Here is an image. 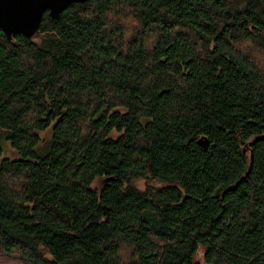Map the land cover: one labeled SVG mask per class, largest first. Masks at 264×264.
Masks as SVG:
<instances>
[{
  "label": "trees",
  "instance_id": "1",
  "mask_svg": "<svg viewBox=\"0 0 264 264\" xmlns=\"http://www.w3.org/2000/svg\"><path fill=\"white\" fill-rule=\"evenodd\" d=\"M262 134L264 0L0 30V264H264Z\"/></svg>",
  "mask_w": 264,
  "mask_h": 264
},
{
  "label": "water",
  "instance_id": "2",
  "mask_svg": "<svg viewBox=\"0 0 264 264\" xmlns=\"http://www.w3.org/2000/svg\"><path fill=\"white\" fill-rule=\"evenodd\" d=\"M87 0H0V30L11 39L21 35L31 39L37 33L43 15L57 18L71 4L84 3ZM264 139V134L256 141ZM197 144L206 148L207 139L200 137ZM252 155L250 154V163Z\"/></svg>",
  "mask_w": 264,
  "mask_h": 264
},
{
  "label": "rangeland",
  "instance_id": "3",
  "mask_svg": "<svg viewBox=\"0 0 264 264\" xmlns=\"http://www.w3.org/2000/svg\"><path fill=\"white\" fill-rule=\"evenodd\" d=\"M5 144H6V143H5ZM3 145H4V144H3ZM4 148H5V152L7 151L6 154L4 153V155H5L6 157H9V158H12V159H16V158H18V155L15 154V152L10 151L11 148L9 147L8 144H6V145L4 146ZM10 152H11V153H10ZM9 155H11V156H9ZM100 185H101L100 181H97V182H95V184L93 185V188H99ZM136 186L139 187V188H143L144 183H143L142 181L137 182V183H136Z\"/></svg>",
  "mask_w": 264,
  "mask_h": 264
}]
</instances>
